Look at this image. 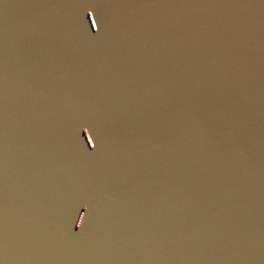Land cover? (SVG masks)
Wrapping results in <instances>:
<instances>
[{
  "label": "water",
  "instance_id": "1",
  "mask_svg": "<svg viewBox=\"0 0 264 264\" xmlns=\"http://www.w3.org/2000/svg\"><path fill=\"white\" fill-rule=\"evenodd\" d=\"M0 264H71L1 187Z\"/></svg>",
  "mask_w": 264,
  "mask_h": 264
}]
</instances>
